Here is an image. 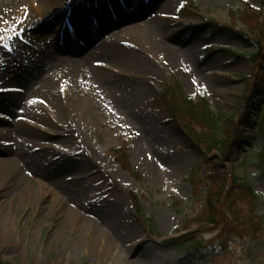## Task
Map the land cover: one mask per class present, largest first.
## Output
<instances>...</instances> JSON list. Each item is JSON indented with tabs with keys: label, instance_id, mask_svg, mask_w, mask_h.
Wrapping results in <instances>:
<instances>
[{
	"label": "rangeland",
	"instance_id": "rangeland-1",
	"mask_svg": "<svg viewBox=\"0 0 264 264\" xmlns=\"http://www.w3.org/2000/svg\"><path fill=\"white\" fill-rule=\"evenodd\" d=\"M8 1L0 0V92L15 87L22 97L11 112L0 102V113L7 116L0 130L11 126L21 132L0 139V161L18 150L28 161L24 167L14 159L27 181L20 190H14L20 184L16 175L0 179V262L264 264V236L259 242L235 239L222 250L212 246L221 228H212L201 229V246L162 245L199 229L196 220L205 213L210 192L218 189L210 177L221 158L203 162L207 146L198 145L160 98L174 80L185 99L204 98L220 117L241 111L254 73L250 31L257 22L264 25V0H67L46 7L44 18L34 10L39 0H27L28 10L18 3L9 8ZM246 6L259 12L244 17ZM103 7L106 25L94 22ZM125 10L133 13L115 23ZM80 22L88 25L82 39ZM162 25L166 32L154 36L155 43L148 40V33ZM132 31L143 32L138 40L143 48L129 36ZM92 33L100 38L89 46ZM59 40L64 50L55 47ZM73 49L78 52H69ZM88 54L94 55L90 67L97 72L82 83L70 82L76 65L85 70ZM47 83L60 106L44 96ZM108 88L122 110L104 101ZM259 113L248 110L256 120ZM239 127L249 145L222 160L223 171L230 180L252 186L255 211L264 223L261 141L254 127ZM224 132L220 121L218 136ZM125 146L139 178L115 161L113 151ZM130 193L137 196L139 210ZM235 194L238 208L250 210L249 198Z\"/></svg>",
	"mask_w": 264,
	"mask_h": 264
},
{
	"label": "trees",
	"instance_id": "trees-1",
	"mask_svg": "<svg viewBox=\"0 0 264 264\" xmlns=\"http://www.w3.org/2000/svg\"><path fill=\"white\" fill-rule=\"evenodd\" d=\"M250 34L256 46L255 53L249 56L251 65L254 68V74L251 77L247 95L243 97L241 103L242 112L240 111L231 117H220L210 110L206 102L195 104L185 99L178 89L167 88L161 94L160 98L169 107L172 115L183 122L189 135L196 139L199 142L198 144H206L209 153L219 152L221 154V162L214 164L217 174L211 177L212 183L216 184L218 181L219 186L216 192L209 195L206 212L201 221L199 220L200 228L196 232H191L176 240L166 242V246L180 248L189 244L192 246L202 245L197 237L202 233L203 229L221 228L213 242H216L214 248L222 250L228 249L232 240L250 238L254 242H259V237L264 234V225L260 220L261 217H258L259 215L255 211L256 194L252 186L245 181L240 183L234 178L232 190H226L224 185L228 175L224 173L222 168L224 159L227 160L233 157L235 149L240 150L249 142L241 133L239 125L252 126L255 119L247 114L248 110L259 111V106L264 100V25L257 22L256 28L252 29ZM255 100L258 102L257 106L253 105ZM220 121H224L225 126L223 137L218 136ZM194 125L207 128L208 131L203 133L196 132ZM257 135L261 140L257 157L261 168H263L264 175V109L259 114ZM120 153H122V157L118 161L125 170L131 172L128 152L124 149ZM235 192H239L249 198L252 204V208L249 211L243 212L241 208H238L237 203L233 201L236 195ZM133 198L137 204V198L135 196ZM0 264L3 263L0 262Z\"/></svg>",
	"mask_w": 264,
	"mask_h": 264
},
{
	"label": "bare ground",
	"instance_id": "bare-ground-1",
	"mask_svg": "<svg viewBox=\"0 0 264 264\" xmlns=\"http://www.w3.org/2000/svg\"><path fill=\"white\" fill-rule=\"evenodd\" d=\"M66 1L67 0H39V4L40 5L34 10H35V13L39 14L41 17L44 18V15H45L44 12H46V10H45L46 7H50V9H54L55 6L58 7L62 2H63V4H67ZM73 2H74V0H73ZM16 3H18L20 5H25V9L28 10V6H26L27 0H10V1H8V3L6 5L10 8L12 5H14ZM71 3H72V1H71ZM104 3H109V2L105 1ZM29 9H30V7H29ZM114 9H115V7H114ZM97 11H99V14L94 16L95 17V19H94L95 21L94 22L100 20L102 25H106L108 20L102 17V14L106 16L105 13H107L105 7L100 8V10L98 9ZM91 12H94V11H91ZM112 12H113V10H112ZM123 12H124V14L122 15L123 16L122 18L118 17L117 20L114 19L115 23H121L122 22L121 20L124 17H126L127 14L133 13L132 11H126V10L123 11ZM96 18H101V19H96ZM78 26L81 29L80 31H78V37L80 39H82L83 35L85 34V32H87L86 26H88V25H86L85 22L84 23L80 22L78 24ZM65 30H66V28H63V30H61L60 32L58 31L59 32V33L57 32L58 37H61L63 31L65 33ZM136 32L137 31L130 32L131 34H129V36H132L131 38H133L134 41H137V43L139 44L138 45L139 48H143L144 44H140V42H139L140 39L143 38V36L140 35L143 32L140 33V34H138ZM165 32H166V30H165L164 26L163 25L159 26V27L153 29L152 31H150V33H148V40L151 39V41L154 42V40H152L154 36L157 38L158 36L163 35ZM78 37H76V38H78ZM91 38H92L91 40L89 38H87L89 40L86 39L87 40L86 44L89 45V46H90V44L92 42H94L95 40H98L100 38V35H99V33H97V34H93L92 33L91 34ZM65 40H68V38L67 39L65 38ZM62 42L63 41H60V40L55 42L54 43V44H56L55 47H59V48H61V50H64V48H66V47H63V45H60ZM83 49L88 50L90 48L87 47V48H83ZM59 52H60V50H59ZM69 52L76 53L78 51H74V49H73L72 51H69ZM113 53H114V55H113L114 57H117L119 55L118 52H117V49H114ZM67 54H69V53H67ZM93 56H92V54H88L87 60H86L87 63L85 64V70L81 69V68H84V67L76 65L77 68H75L74 71L69 73V75H70L69 78H71L70 82L82 83L83 81H87L88 80L87 75L88 76H93V74L95 72H97L96 68L94 69L93 67H90V61L92 60ZM93 65L96 66V64H93ZM41 76H42V74H38V78L41 77ZM49 83H51V81H49ZM49 83L45 84L42 87L43 94H44L45 97H47L51 101V103H53L54 105L60 106L61 100H60L59 97H57V95L55 93L52 92V90L50 89ZM12 88H15V87H12ZM103 99H104L105 102L110 103V105L111 104L114 105L115 108H119V109L122 110L121 102L116 97H114L112 91L109 90V88L103 90ZM4 101H9V100L8 99L5 100L4 96H0L1 104H2V102L4 103ZM17 105H19V104L17 103ZM13 106H14V104L12 105V107ZM7 107H9V106H7ZM0 123L2 124L1 121H0ZM11 128L12 127L10 126L8 128H4L3 130H0V139H2L1 141H4V139H5V142H6V139L12 138V135H17L18 133L21 132L17 128H12V129ZM8 129H11V130H8ZM34 134L36 136V133H34ZM37 135H39V134H37ZM6 149H8V153L10 154L11 148H6ZM15 158H18V159H20V161H23L22 163H23V165L25 167L26 160H27L26 156L20 150H18L13 156L11 155L10 159H2V161H0V179H1V177L3 178L5 176H7V175L10 176V177L12 175H16L15 179L16 180L19 179L20 184H19V187H18V183H17V187L14 188V190H20L22 182H27V181L25 180L26 177H24L21 174L22 169L17 166V165H19V163H17V164L15 163V161H14ZM27 165L29 166V168H27V169L30 170V163L28 162ZM25 189H26V187L24 188V191H25ZM18 240H19L18 237L14 238L15 245L17 244Z\"/></svg>",
	"mask_w": 264,
	"mask_h": 264
},
{
	"label": "snow or ice",
	"instance_id": "snow-or-ice-1",
	"mask_svg": "<svg viewBox=\"0 0 264 264\" xmlns=\"http://www.w3.org/2000/svg\"><path fill=\"white\" fill-rule=\"evenodd\" d=\"M4 23L6 24V23H7V21H4Z\"/></svg>",
	"mask_w": 264,
	"mask_h": 264
}]
</instances>
